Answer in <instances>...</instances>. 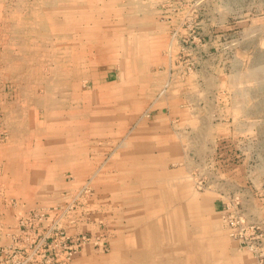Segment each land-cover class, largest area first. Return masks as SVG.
I'll list each match as a JSON object with an SVG mask.
<instances>
[{
	"label": "rangeland",
	"instance_id": "obj_1",
	"mask_svg": "<svg viewBox=\"0 0 264 264\" xmlns=\"http://www.w3.org/2000/svg\"><path fill=\"white\" fill-rule=\"evenodd\" d=\"M28 259L264 264V0H0V264Z\"/></svg>",
	"mask_w": 264,
	"mask_h": 264
},
{
	"label": "crops",
	"instance_id": "obj_2",
	"mask_svg": "<svg viewBox=\"0 0 264 264\" xmlns=\"http://www.w3.org/2000/svg\"><path fill=\"white\" fill-rule=\"evenodd\" d=\"M126 49V48H125ZM128 50V49H127ZM130 50V49H129ZM129 52H133V50L131 49ZM139 54H144V55H146L147 53H148V50L146 49V48H142V47H139L138 48V51H137ZM146 53V54H145ZM131 56H132V54H131ZM131 58V60L133 61V59L134 60H136V57H134V56H132V57H130ZM143 59V58H142ZM137 60H139V59H137ZM73 69H76V71H75V73L74 72H71L72 74H75V76H78V74H79V68H78V66H76L75 68H73ZM132 69V68H131ZM74 71V70H73ZM104 73V75L103 76H106L107 78H109V76L111 75L110 74V71L109 72H107V73H105V72H103ZM133 74V73H132ZM99 87V86H98ZM104 88H107L106 90H108L107 91V93L108 92H111L109 89H113L112 91L113 92H116V90H115V85H111V86H104V87H102V89H104ZM106 90L104 91V92H106ZM98 91H100V88H99V90ZM112 93V92H111ZM110 97V96H109ZM113 104H115V103H113ZM94 105H95V103H94ZM91 106L90 108H88V109H90L91 110V116H90V123H89V129L87 130V132H90V134H92V135H98V134H100V131L101 130H108V128L107 127H112L111 129H109L108 131H114V124H115V121L114 120H112V117H110V115H108V116H106L105 118L107 119V121L105 120V122H103L104 123V126H106L105 128H102L101 130H100V124H101V122H100V120L98 119L99 117H100V115H99V112L95 109L96 107L95 106ZM89 113V114H90ZM138 158H143V157H146V156H148L146 153H143L142 151H140L139 152V154H137L136 155ZM145 166H146V164H145Z\"/></svg>",
	"mask_w": 264,
	"mask_h": 264
},
{
	"label": "built area",
	"instance_id": "obj_3",
	"mask_svg": "<svg viewBox=\"0 0 264 264\" xmlns=\"http://www.w3.org/2000/svg\"><path fill=\"white\" fill-rule=\"evenodd\" d=\"M45 219H46V214L44 213L41 215L34 216V220H38L39 222H42ZM32 234L36 236V238L38 239V242L35 240V237L32 235L34 237V240L32 241L33 244L30 246L29 249L35 252L41 246H43V244H45L46 240L49 237V234H47L45 230H40V229L33 230ZM28 262H29V259L24 260V262L20 264H28ZM14 264H17V263L14 261Z\"/></svg>",
	"mask_w": 264,
	"mask_h": 264
},
{
	"label": "bare ground",
	"instance_id": "obj_4",
	"mask_svg": "<svg viewBox=\"0 0 264 264\" xmlns=\"http://www.w3.org/2000/svg\"><path fill=\"white\" fill-rule=\"evenodd\" d=\"M182 213H183V211H182ZM179 259V258H178ZM187 261V263H188V260H186ZM151 264V263H150ZM176 264H178V263H176Z\"/></svg>",
	"mask_w": 264,
	"mask_h": 264
}]
</instances>
